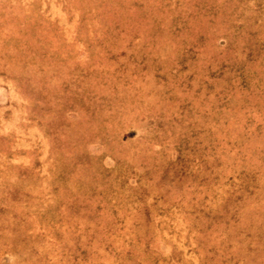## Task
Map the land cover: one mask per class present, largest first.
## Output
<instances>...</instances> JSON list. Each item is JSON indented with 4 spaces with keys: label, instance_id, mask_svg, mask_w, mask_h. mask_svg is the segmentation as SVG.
<instances>
[{
    "label": "rangeland",
    "instance_id": "374dc122",
    "mask_svg": "<svg viewBox=\"0 0 264 264\" xmlns=\"http://www.w3.org/2000/svg\"><path fill=\"white\" fill-rule=\"evenodd\" d=\"M0 264H264V0H0Z\"/></svg>",
    "mask_w": 264,
    "mask_h": 264
}]
</instances>
